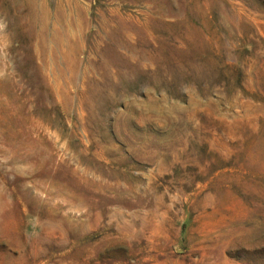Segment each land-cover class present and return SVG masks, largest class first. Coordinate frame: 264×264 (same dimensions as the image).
Wrapping results in <instances>:
<instances>
[{
    "label": "rangeland",
    "instance_id": "1",
    "mask_svg": "<svg viewBox=\"0 0 264 264\" xmlns=\"http://www.w3.org/2000/svg\"><path fill=\"white\" fill-rule=\"evenodd\" d=\"M0 264H264V0H0Z\"/></svg>",
    "mask_w": 264,
    "mask_h": 264
}]
</instances>
